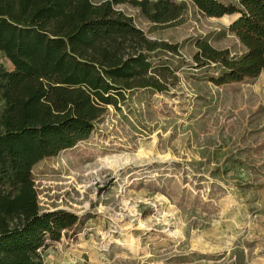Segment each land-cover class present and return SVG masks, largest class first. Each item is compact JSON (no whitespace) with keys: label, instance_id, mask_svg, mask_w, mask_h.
Masks as SVG:
<instances>
[{"label":"rangeland","instance_id":"1","mask_svg":"<svg viewBox=\"0 0 264 264\" xmlns=\"http://www.w3.org/2000/svg\"><path fill=\"white\" fill-rule=\"evenodd\" d=\"M175 1L186 10L165 26L116 6L148 39L177 45L148 55L167 90L126 93L87 140L32 168L40 210L77 217L44 264H264V71L214 85L194 43L240 54L234 18ZM0 67L13 68L1 52Z\"/></svg>","mask_w":264,"mask_h":264},{"label":"trees","instance_id":"2","mask_svg":"<svg viewBox=\"0 0 264 264\" xmlns=\"http://www.w3.org/2000/svg\"><path fill=\"white\" fill-rule=\"evenodd\" d=\"M207 18L233 17L228 32L243 51L194 43L195 66L218 69L217 86L256 79L264 71V0H191ZM128 4L150 24L180 19L175 0H0V264H44L49 243L77 224L64 211L40 210L32 168L89 138L107 107L131 91H166L165 75L148 61L177 45L150 40Z\"/></svg>","mask_w":264,"mask_h":264}]
</instances>
